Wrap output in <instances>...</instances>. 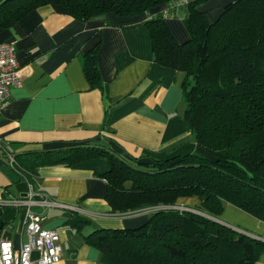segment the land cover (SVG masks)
Masks as SVG:
<instances>
[{"label":"trees","instance_id":"obj_1","mask_svg":"<svg viewBox=\"0 0 264 264\" xmlns=\"http://www.w3.org/2000/svg\"><path fill=\"white\" fill-rule=\"evenodd\" d=\"M179 1L0 0V33L46 4L62 5L83 20L107 13L136 20ZM206 1L186 3L190 38L184 42L163 14L145 20L155 61L186 72L184 118L196 150L129 160L103 145H77L16 155L13 169L33 185L42 166L106 159L110 168L102 176L114 213L199 199L196 211L163 208L138 227L97 228L86 235L104 264H259L264 241L214 218L231 203L264 221V0L230 2L214 22L201 10ZM99 48L98 43L82 57L93 87L101 86ZM73 215L68 221L75 228L89 221Z\"/></svg>","mask_w":264,"mask_h":264},{"label":"crops","instance_id":"obj_2","mask_svg":"<svg viewBox=\"0 0 264 264\" xmlns=\"http://www.w3.org/2000/svg\"><path fill=\"white\" fill-rule=\"evenodd\" d=\"M188 1L162 5L136 20L115 13L83 20L62 5L46 4L2 31L0 43H12L15 48L22 85L12 88L0 108V138L18 155L77 145H103L129 160L196 150L191 126L184 118L186 72L155 61L145 24L146 19L163 14L176 39L188 40L184 23ZM233 1L207 0L201 10L214 22ZM98 43L101 86L93 87L82 57ZM109 168L104 158L71 166L45 165L38 169L33 185L0 154V201L26 197L35 190L55 201L79 206L83 212L50 207L43 216L42 225L60 233L63 253L57 264H104L100 249L89 244L86 235L97 228L138 227L152 215L112 212L106 200L108 184L102 176ZM199 202L197 197H184L177 204L194 208ZM28 208H0V239L13 241L16 248L28 240ZM31 209L43 210L38 205ZM74 213L89 220L81 229L68 221ZM219 220L264 241V221L231 203L226 204ZM34 256H39L38 252ZM259 264H264V250Z\"/></svg>","mask_w":264,"mask_h":264},{"label":"built area","instance_id":"obj_3","mask_svg":"<svg viewBox=\"0 0 264 264\" xmlns=\"http://www.w3.org/2000/svg\"><path fill=\"white\" fill-rule=\"evenodd\" d=\"M22 85V68L12 43H0V108L10 98L13 87ZM0 154L6 157L12 168L16 167V151L0 138ZM38 198H35L37 197ZM0 205L29 206L25 221L28 240L20 248H16L13 241L0 239V264H57L62 259L63 246L60 233L57 229L46 228L42 225L43 216L50 207L83 212L82 208L75 205L55 201L45 195L31 190L26 197H12L0 201ZM31 205L43 208L36 212ZM168 206H151L144 210L155 212ZM174 207V206H173ZM175 207H178V205ZM174 207V208H175ZM142 211V210H141ZM39 256L35 257L34 253Z\"/></svg>","mask_w":264,"mask_h":264},{"label":"rangeland","instance_id":"obj_4","mask_svg":"<svg viewBox=\"0 0 264 264\" xmlns=\"http://www.w3.org/2000/svg\"><path fill=\"white\" fill-rule=\"evenodd\" d=\"M164 206H167V205H164ZM173 206L175 207V205H173ZM173 206H168L167 208H174ZM146 208H148V207H146ZM146 208H144V209H146ZM144 209H142V211L141 210L140 211L138 210V211H132V212L122 213V214H133V213H139V212L140 213H143V212L149 213L147 210H144ZM175 209L196 211V209H194V208L185 207V206H178V207H175ZM150 213H152V212H150Z\"/></svg>","mask_w":264,"mask_h":264},{"label":"water","instance_id":"obj_5","mask_svg":"<svg viewBox=\"0 0 264 264\" xmlns=\"http://www.w3.org/2000/svg\"><path fill=\"white\" fill-rule=\"evenodd\" d=\"M215 220H217L218 222H221V223H224V222H222L221 220H219V219H216V218H214ZM231 227H234V226H231ZM235 228V227H234Z\"/></svg>","mask_w":264,"mask_h":264}]
</instances>
